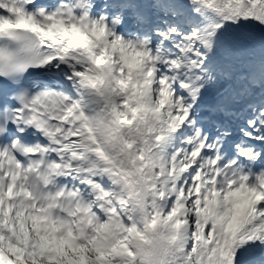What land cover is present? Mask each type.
<instances>
[{"label": "snow or ice", "instance_id": "6c2138e0", "mask_svg": "<svg viewBox=\"0 0 264 264\" xmlns=\"http://www.w3.org/2000/svg\"><path fill=\"white\" fill-rule=\"evenodd\" d=\"M0 264H264V0H0Z\"/></svg>", "mask_w": 264, "mask_h": 264}]
</instances>
